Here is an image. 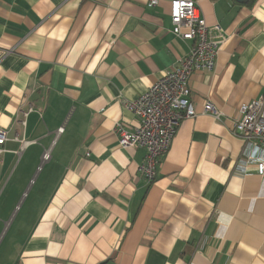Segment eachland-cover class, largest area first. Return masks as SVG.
I'll return each mask as SVG.
<instances>
[{
  "label": "crops",
  "instance_id": "1",
  "mask_svg": "<svg viewBox=\"0 0 264 264\" xmlns=\"http://www.w3.org/2000/svg\"><path fill=\"white\" fill-rule=\"evenodd\" d=\"M149 1L0 0V127L32 141L3 145L0 264H264V176L231 133L264 93V0H198L215 66L191 74L196 114L147 183L145 149L117 142L138 125L122 100L192 44Z\"/></svg>",
  "mask_w": 264,
  "mask_h": 264
},
{
  "label": "built area",
  "instance_id": "2",
  "mask_svg": "<svg viewBox=\"0 0 264 264\" xmlns=\"http://www.w3.org/2000/svg\"><path fill=\"white\" fill-rule=\"evenodd\" d=\"M156 3L157 0L149 1L150 5ZM169 9L172 34L192 41V44L141 95L135 99L122 100L123 106L137 117L138 125L129 130L119 122L115 124L120 147L145 149L144 159L138 170L147 183L155 179L157 164L169 149L180 121L195 116L196 111L190 97V76L195 71H211L214 68L222 39L218 25L212 28L207 25L198 0H171ZM202 110L216 119L222 115L210 100L203 102ZM30 111L31 108L21 111L22 118L18 122L22 126H25L26 116ZM238 111L239 118L234 122L231 133L246 143V158L253 160L257 173L264 176V93L257 99L242 104ZM8 140L17 141L21 148L32 143L18 134L9 138L7 129L0 127V158L5 151L3 145ZM48 159L49 152H43L41 160Z\"/></svg>",
  "mask_w": 264,
  "mask_h": 264
},
{
  "label": "water",
  "instance_id": "3",
  "mask_svg": "<svg viewBox=\"0 0 264 264\" xmlns=\"http://www.w3.org/2000/svg\"><path fill=\"white\" fill-rule=\"evenodd\" d=\"M237 2H240V3H245V2H248L249 0H235Z\"/></svg>",
  "mask_w": 264,
  "mask_h": 264
},
{
  "label": "trees",
  "instance_id": "4",
  "mask_svg": "<svg viewBox=\"0 0 264 264\" xmlns=\"http://www.w3.org/2000/svg\"><path fill=\"white\" fill-rule=\"evenodd\" d=\"M251 0H249L248 2H250Z\"/></svg>",
  "mask_w": 264,
  "mask_h": 264
},
{
  "label": "rangeland",
  "instance_id": "5",
  "mask_svg": "<svg viewBox=\"0 0 264 264\" xmlns=\"http://www.w3.org/2000/svg\"><path fill=\"white\" fill-rule=\"evenodd\" d=\"M1 190H2V188H1Z\"/></svg>",
  "mask_w": 264,
  "mask_h": 264
}]
</instances>
